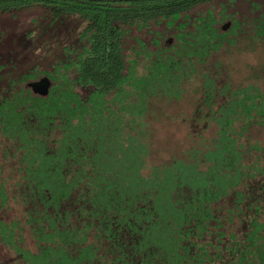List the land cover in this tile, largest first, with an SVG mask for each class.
I'll return each instance as SVG.
<instances>
[{
    "label": "trees",
    "instance_id": "1",
    "mask_svg": "<svg viewBox=\"0 0 264 264\" xmlns=\"http://www.w3.org/2000/svg\"><path fill=\"white\" fill-rule=\"evenodd\" d=\"M216 1L0 0L87 19L69 62L0 90L15 263L264 264V10L228 32L211 11L186 18ZM183 16L173 48L132 56L131 30ZM39 79L46 96L26 86Z\"/></svg>",
    "mask_w": 264,
    "mask_h": 264
},
{
    "label": "rangeland",
    "instance_id": "2",
    "mask_svg": "<svg viewBox=\"0 0 264 264\" xmlns=\"http://www.w3.org/2000/svg\"><path fill=\"white\" fill-rule=\"evenodd\" d=\"M256 4H260L264 10V0H218L213 5L201 6L198 11L189 14L186 18L194 20L200 16L198 14L211 11L220 21L219 26L227 27L226 32H228L235 19L243 21L247 17L250 18ZM48 10L35 7L0 14V90L9 85V83H4L7 79L10 78V81L12 79L17 82L19 78L16 77L27 74L31 68L37 66L39 70L50 71L54 65L69 62L68 59L73 58L71 53L76 51L77 36L87 24V19L68 15L58 10L51 12ZM226 16H229V20L225 19ZM184 17L176 22L175 27H170L167 21L161 20L159 24L152 25L147 29L131 30L128 34L127 47L131 50L132 56H137L143 62L148 63L151 58H147L146 52L158 51L168 44L173 48L176 45L174 37L177 35L179 26H183V23L188 21ZM261 56L257 61H263L264 55ZM46 81L50 83L48 80ZM42 82L40 79L31 80L26 86L33 90L31 85H41ZM147 124L150 125L149 122ZM191 124L195 126V129L198 128H196L197 124L193 122ZM203 125L202 128L205 127ZM145 129L147 130V128ZM187 131L188 128L183 125L177 127L172 131L173 140L182 143L187 138ZM196 141L187 140L189 144L196 143ZM159 153L161 156L170 158L176 152L173 151V154H170L169 150L165 149ZM9 173L8 165L0 155V181ZM9 208L11 210L7 212L0 205V222H22L23 211L19 210V206L11 201ZM20 239L19 236L16 238L18 243ZM24 239V244L28 247L29 240ZM15 254L14 247H8L0 238V264H17L15 263Z\"/></svg>",
    "mask_w": 264,
    "mask_h": 264
},
{
    "label": "water",
    "instance_id": "3",
    "mask_svg": "<svg viewBox=\"0 0 264 264\" xmlns=\"http://www.w3.org/2000/svg\"><path fill=\"white\" fill-rule=\"evenodd\" d=\"M224 30L226 31L227 30V27H224ZM42 83H44V84H42ZM42 83H41V85L40 84H38V85H31V87L33 88V91L35 93H39L41 95L46 96L49 93L50 83H48L47 81H43Z\"/></svg>",
    "mask_w": 264,
    "mask_h": 264
}]
</instances>
